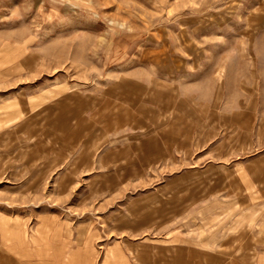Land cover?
Instances as JSON below:
<instances>
[{
    "label": "rangeland",
    "instance_id": "374dc122",
    "mask_svg": "<svg viewBox=\"0 0 264 264\" xmlns=\"http://www.w3.org/2000/svg\"><path fill=\"white\" fill-rule=\"evenodd\" d=\"M239 77L249 98L223 99ZM259 92L264 0H0L2 241L25 259L68 233L88 264H264Z\"/></svg>",
    "mask_w": 264,
    "mask_h": 264
},
{
    "label": "crops",
    "instance_id": "0c3cea01",
    "mask_svg": "<svg viewBox=\"0 0 264 264\" xmlns=\"http://www.w3.org/2000/svg\"><path fill=\"white\" fill-rule=\"evenodd\" d=\"M242 78H238L235 81V86L229 82L228 88L225 87L226 94L228 97L225 96V98H229L228 100H246L248 99V91L242 90V92L238 91V86L242 87ZM240 80V82H239ZM259 83L256 84V93L259 90ZM247 85V83L245 82ZM243 88V87H242ZM227 89H229L227 91ZM260 94V92H259ZM208 99H211L213 97V101L218 98L216 96V92L213 91L211 87L209 88V91L207 92ZM264 99V95L261 94L259 96H256V99ZM208 110L212 115H215L214 110H211L212 104L211 102H208ZM241 108V106H240ZM224 116L222 118L224 127H232L233 122L237 121V117H241L240 113L235 112V116L233 113L224 112ZM233 118V119H232ZM215 122V121H213ZM209 123H212L209 122ZM215 126L213 123L212 125H208L209 129L212 130V127ZM215 137L213 138V140ZM215 141V140H214ZM216 143L214 144V146ZM216 148V147H215ZM264 164V156L256 160V164ZM261 170V174H260ZM257 173H259L260 176H257V178L264 180V169L256 170ZM3 237H0V246L2 248H7L10 252V256L7 258L5 255H9L7 253L0 252V258L2 255H4L5 259L10 264H72L73 261H78V264H88V261H93L94 259H97L98 257V251L94 246H90L89 240L84 237L81 239L80 237H74L73 235H69L67 233V236L63 235L61 237H58L56 239H51L48 237H37V240H40L38 243H33L31 245V255L32 258L25 259L23 256L18 254L17 251V245L15 243H8L3 242ZM6 250V251H8Z\"/></svg>",
    "mask_w": 264,
    "mask_h": 264
}]
</instances>
